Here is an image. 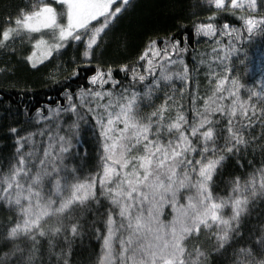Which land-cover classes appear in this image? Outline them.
Masks as SVG:
<instances>
[{
	"label": "snow or ice",
	"instance_id": "snow-or-ice-1",
	"mask_svg": "<svg viewBox=\"0 0 264 264\" xmlns=\"http://www.w3.org/2000/svg\"><path fill=\"white\" fill-rule=\"evenodd\" d=\"M257 39L264 0L0 8V100L56 93L0 112V264H264Z\"/></svg>",
	"mask_w": 264,
	"mask_h": 264
},
{
	"label": "trees",
	"instance_id": "trees-1",
	"mask_svg": "<svg viewBox=\"0 0 264 264\" xmlns=\"http://www.w3.org/2000/svg\"><path fill=\"white\" fill-rule=\"evenodd\" d=\"M13 0H0V8L12 3ZM155 0H141L142 4L152 5ZM187 3H191L192 0H186ZM178 10V9H177ZM147 9L144 10V14H147ZM153 20L155 22V26L162 28L169 21L167 14L161 13L158 9H151ZM201 51L205 50V44L201 43L197 46ZM134 55V54H133ZM71 52L66 54L64 59H70ZM239 59L234 57V61L237 65V68L242 76L245 79V82H252L253 79L258 78L260 73L258 68L260 63H264V42H261L259 39L255 40L251 44H245L242 48L241 52L238 54ZM243 61V63H241ZM203 91V85L201 88ZM48 97L55 98L56 93L51 89H43L38 85L33 88L31 92H27L24 94L23 99L17 94V92L13 91L11 94H5L3 100H0V112L5 110V106L11 101L12 106L15 108L17 105L23 107L24 104L29 106L35 105L36 107L41 106L47 102ZM34 111V108H33ZM23 119V117H21ZM85 140L89 141V153L90 155L94 154V149L91 146L90 134L85 135ZM8 154V150L0 147V157L6 156ZM2 215V214H0ZM94 247L98 250L99 245L93 241ZM91 251V248L88 250ZM84 256L88 255V252L83 254Z\"/></svg>",
	"mask_w": 264,
	"mask_h": 264
}]
</instances>
